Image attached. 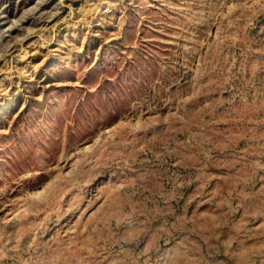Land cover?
Instances as JSON below:
<instances>
[{
    "label": "rangeland",
    "instance_id": "rangeland-1",
    "mask_svg": "<svg viewBox=\"0 0 264 264\" xmlns=\"http://www.w3.org/2000/svg\"><path fill=\"white\" fill-rule=\"evenodd\" d=\"M0 264H264V0H0Z\"/></svg>",
    "mask_w": 264,
    "mask_h": 264
}]
</instances>
